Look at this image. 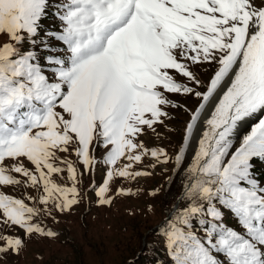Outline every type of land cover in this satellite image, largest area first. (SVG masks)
I'll list each match as a JSON object with an SVG mask.
<instances>
[{
	"label": "snow or ice",
	"instance_id": "obj_1",
	"mask_svg": "<svg viewBox=\"0 0 264 264\" xmlns=\"http://www.w3.org/2000/svg\"><path fill=\"white\" fill-rule=\"evenodd\" d=\"M49 16L56 30L43 28ZM4 35L11 42L0 46V186L26 183L42 190L45 208L70 211L82 175L68 159L74 153L88 171L108 167L97 195L110 205L114 177L150 175L133 171L145 156L172 162L139 136L170 118L167 107H181L167 94L194 96L175 155L190 180L189 206L165 230L173 264H264V177L255 171L264 165V118L233 141L238 125L264 114V0H0ZM204 64L215 68L199 91L192 66ZM65 172L71 187L53 179ZM0 210L9 228L56 236L33 223L40 210L21 199L0 193ZM225 213L244 231L226 224ZM0 242V255L25 246L3 233Z\"/></svg>",
	"mask_w": 264,
	"mask_h": 264
},
{
	"label": "rangeland",
	"instance_id": "obj_2",
	"mask_svg": "<svg viewBox=\"0 0 264 264\" xmlns=\"http://www.w3.org/2000/svg\"><path fill=\"white\" fill-rule=\"evenodd\" d=\"M49 18L42 21L43 28L56 30L59 22L51 16ZM7 42L11 41L6 35L0 36V46ZM192 67L203 82L197 90L203 91V84L208 83L215 66L204 64ZM174 75L177 82H187L186 78ZM167 95L181 107H167L165 111L170 118H163V124L154 125L155 131L145 127L139 141L147 149L165 150L172 158V162L157 163L151 157L145 156L142 163L134 166L133 171L147 172L150 175H142L135 179L114 177L106 194V198L111 200L110 205L101 204L97 195L99 188L106 182L108 167L101 162L93 171H88L77 162L74 153L68 156V159L76 163L82 175L78 176L79 183L76 185L80 193L79 203L70 211L60 212L52 205L45 208L38 202L39 197L43 195L42 190L38 192L36 188L28 187L26 183L19 186H0V193L21 199L29 207L39 209L40 215L33 219V223H39L44 229L56 233L54 238L35 234L28 236L18 227L6 226L2 222L4 218L0 210V233L20 237L25 241L19 255L13 252L0 255V264H124V261L131 264L133 260H138L143 251H139L140 243L145 249L144 243H147L149 233L155 232L154 227L164 217L167 221L173 216L176 206L185 195L184 185L190 183L186 167L175 165V155L182 145L184 129L189 121L190 113L185 109H194L198 101L194 96L176 93ZM261 118H264V114L258 113L241 133L233 137L234 146H238L239 139ZM194 150L195 146L190 144L188 155L191 156ZM59 155L63 157L66 154ZM93 155L102 161L105 155L103 147L98 146ZM184 163L185 165L190 163L187 157ZM26 167L33 168L27 162ZM255 171L258 176L263 177L261 175H264V165L257 164ZM12 175L22 181L25 179L16 173ZM53 179L61 186H72L67 172L61 176H54ZM122 191L131 194H121ZM225 216L226 224L238 231H244L232 218L231 213H225ZM141 234L144 235L143 238L140 237ZM214 255L223 259L218 254Z\"/></svg>",
	"mask_w": 264,
	"mask_h": 264
},
{
	"label": "trees",
	"instance_id": "obj_3",
	"mask_svg": "<svg viewBox=\"0 0 264 264\" xmlns=\"http://www.w3.org/2000/svg\"><path fill=\"white\" fill-rule=\"evenodd\" d=\"M49 19L50 18L48 17L47 20ZM44 29L54 30L51 28H44ZM41 35H43V33H41ZM22 47L23 49H27L29 48V45L27 42H25ZM262 176L264 177V175ZM188 206H189V201L186 199L184 195L178 205V209L173 214V216L167 221L165 220V217H164L160 221V223L154 227V228L158 227V230L155 232L149 233V235L147 236V245L145 249H143V245L140 243L139 251L143 250L141 252V256L138 258V260L136 261L133 260L131 264H168V262H172L173 264V261L171 259V255H170V252L167 246V242H166L167 237L165 235V230L168 228V226L172 222H174L176 215L184 211ZM161 224H163L162 227H160ZM140 237L143 238L144 235L141 234ZM126 262L128 261H124V264H127Z\"/></svg>",
	"mask_w": 264,
	"mask_h": 264
},
{
	"label": "bare ground",
	"instance_id": "obj_4",
	"mask_svg": "<svg viewBox=\"0 0 264 264\" xmlns=\"http://www.w3.org/2000/svg\"><path fill=\"white\" fill-rule=\"evenodd\" d=\"M255 116H256V115H255ZM255 116H253L252 119H254ZM248 120H249V119H248ZM248 120L246 119V120L243 121L240 125H238V128H237L236 133L234 134V136L237 135V134L240 132L241 128L244 127V126L246 125V122H247ZM198 127H199V125H198Z\"/></svg>",
	"mask_w": 264,
	"mask_h": 264
},
{
	"label": "water",
	"instance_id": "obj_5",
	"mask_svg": "<svg viewBox=\"0 0 264 264\" xmlns=\"http://www.w3.org/2000/svg\"><path fill=\"white\" fill-rule=\"evenodd\" d=\"M161 226H162V224L160 225V227H161ZM157 228H158V227L155 228V231H157ZM146 245H147V243H144V246H146Z\"/></svg>",
	"mask_w": 264,
	"mask_h": 264
}]
</instances>
